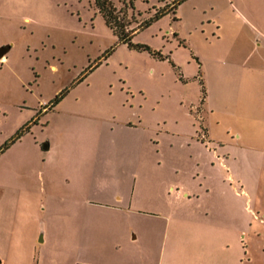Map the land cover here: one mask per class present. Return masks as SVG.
Here are the masks:
<instances>
[{"label": "rangeland", "instance_id": "rangeland-1", "mask_svg": "<svg viewBox=\"0 0 264 264\" xmlns=\"http://www.w3.org/2000/svg\"><path fill=\"white\" fill-rule=\"evenodd\" d=\"M112 3L128 30L166 8L132 37L157 55L120 42L94 0H0V264H69L73 202H88L87 238H104L94 225L113 213L120 238H159L165 191L195 184L197 149L178 132L214 163L208 219L241 235L242 264H264V194L239 138L241 78L264 68V0ZM106 176L134 190L113 213L93 189Z\"/></svg>", "mask_w": 264, "mask_h": 264}, {"label": "crops", "instance_id": "crops-1", "mask_svg": "<svg viewBox=\"0 0 264 264\" xmlns=\"http://www.w3.org/2000/svg\"><path fill=\"white\" fill-rule=\"evenodd\" d=\"M4 59L5 57L1 60ZM246 68L247 73L240 81L239 138L244 139L242 146L245 149L241 152V163L244 164L242 170L249 180L251 177L246 170L250 171L255 167L257 190L264 194V68L252 65ZM177 135L181 136L179 138L181 149L190 146L197 149L191 177L195 184L184 196L178 193L173 195L169 189L165 191L166 200L162 207L170 213L158 221L162 225L160 237L136 238L133 234L132 238L124 235L120 238L112 219L113 212L125 208L124 204L132 203L135 185L132 187L133 191L129 193L122 190L123 187L120 185L124 182L122 177L112 179L120 181L119 185L115 186L107 176L101 181L95 178L98 181L93 186L94 191L99 193L100 202L113 213L110 215L111 220L97 222L94 225V229L101 230L104 238H87L88 221L85 219L82 223L76 219L87 207L88 202H73L64 206L63 208L71 212V215L65 219L70 231L68 238L63 242L65 250L63 259L66 257L69 264H242L244 247L241 235L229 230L220 221L208 219L209 211L213 210L209 198L213 194L210 184L214 177L211 171L214 163H210L207 156L202 157L204 154L202 148L192 145L190 142L194 138L192 134L178 132ZM179 158L183 160L184 154ZM223 164H226L224 160ZM219 165L222 166L220 162ZM222 168L224 169L223 166ZM184 185H189V182H184ZM123 186H126V183ZM176 190H180V185ZM119 200L125 203L122 205ZM229 216L224 211L221 218L230 219ZM40 241H46V238H40ZM55 257L58 259L55 264L63 263L60 262L61 254Z\"/></svg>", "mask_w": 264, "mask_h": 264}, {"label": "trees", "instance_id": "trees-1", "mask_svg": "<svg viewBox=\"0 0 264 264\" xmlns=\"http://www.w3.org/2000/svg\"><path fill=\"white\" fill-rule=\"evenodd\" d=\"M94 3L101 15L103 16L105 23L112 29V31L118 36L120 42L127 44L129 48L136 49L139 51H149L153 55H157V52L151 49L150 46L143 43H134L132 41V37L135 33L141 29L142 27L148 26L154 20L159 19L163 15H165L168 11L166 8H158L155 10L154 14L150 16L142 25H140L137 29L128 30L126 29V25L129 22L125 23V18L116 13L112 0H94ZM176 7V2L174 1L171 6V10ZM161 57V56H160ZM205 86L202 84V91H205ZM58 101V98H56ZM56 103V102H55ZM28 129V125L22 126L16 134V138H19L24 131ZM14 140H12L13 142Z\"/></svg>", "mask_w": 264, "mask_h": 264}, {"label": "water", "instance_id": "water-1", "mask_svg": "<svg viewBox=\"0 0 264 264\" xmlns=\"http://www.w3.org/2000/svg\"><path fill=\"white\" fill-rule=\"evenodd\" d=\"M10 49L9 44L0 46V59L4 57L5 53Z\"/></svg>", "mask_w": 264, "mask_h": 264}]
</instances>
